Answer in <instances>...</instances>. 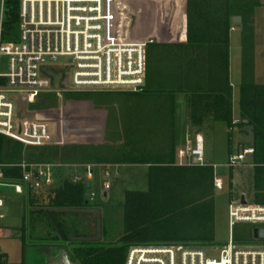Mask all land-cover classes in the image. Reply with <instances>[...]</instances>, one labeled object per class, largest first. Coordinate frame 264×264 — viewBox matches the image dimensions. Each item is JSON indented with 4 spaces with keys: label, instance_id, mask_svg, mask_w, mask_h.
Returning <instances> with one entry per match:
<instances>
[{
    "label": "trees",
    "instance_id": "1",
    "mask_svg": "<svg viewBox=\"0 0 264 264\" xmlns=\"http://www.w3.org/2000/svg\"><path fill=\"white\" fill-rule=\"evenodd\" d=\"M239 1L187 0L189 42L220 46L221 51L224 49L227 72L232 18L240 16L242 9L247 6ZM18 23L19 0H6V20L3 26L5 40L10 39ZM75 93L83 94L73 95ZM88 93L71 92L70 96L92 98ZM136 94L125 93L128 98ZM50 95H41L33 107L44 111L50 109L52 106L47 104ZM240 110L241 120H248L255 127L256 140L252 145L255 153L250 160L255 170L254 200L264 204V86L245 82L241 88ZM115 120L118 123V119ZM241 120L235 123L233 119L231 89L229 111L224 122L232 132L236 127L242 130L244 124ZM120 129L117 130L119 142L113 145L115 147L107 149L97 144L26 148L0 135V177L7 183H19L23 177L19 165L23 162L62 166L78 163L149 166L148 189L126 191L125 201L118 208L123 229L120 232L113 229V232L109 217L103 215L99 240L85 232L79 234L77 230L72 234L70 228L59 219L65 214H74V217L81 213L93 214L90 210L96 209L99 204L89 200L91 187H88V183H74L73 179H66L59 188L54 189V184L43 189L45 193L29 196L28 201L34 213L39 212L53 231L46 241L73 242V256L78 264H126L129 250L133 246L163 242L199 247L214 243V167L179 165L177 138L172 128L140 122L128 127L126 117ZM241 142L245 144L243 140ZM59 170L55 171L56 177ZM102 239L106 242H102Z\"/></svg>",
    "mask_w": 264,
    "mask_h": 264
},
{
    "label": "built area",
    "instance_id": "2",
    "mask_svg": "<svg viewBox=\"0 0 264 264\" xmlns=\"http://www.w3.org/2000/svg\"><path fill=\"white\" fill-rule=\"evenodd\" d=\"M6 0H0V67L5 59L7 71H0V135L24 145L26 148L49 146L54 139L52 124L48 121L21 118L18 102L13 94H20L29 105L43 94L61 95L68 92L128 91L141 92L147 79L146 50L153 40H110L105 0H20L19 39L5 42ZM63 59L59 66L58 60ZM60 75L59 88L48 75ZM255 148L248 145L242 153L226 164L229 168L252 166L250 158ZM187 160L182 166H210L205 162V143L200 136L189 140L178 153ZM23 177L19 183H10L17 194L39 192L55 184L58 164L19 165ZM85 177L74 176V183L93 185L95 170L103 168L104 194L112 189L110 179L118 177L117 165H83ZM215 167V166H214ZM0 184H4L0 177ZM9 184V183H7ZM215 189L224 183L215 178ZM95 192H89L91 201ZM5 200L0 197V211ZM231 231L238 224L264 228V204L246 200L229 205ZM2 215H0V218ZM260 240V239H255ZM209 253L218 251L210 248ZM126 264H264V245L255 243L236 245L232 237L220 250L219 260L209 257L205 249L184 243H157L130 248Z\"/></svg>",
    "mask_w": 264,
    "mask_h": 264
},
{
    "label": "crops",
    "instance_id": "3",
    "mask_svg": "<svg viewBox=\"0 0 264 264\" xmlns=\"http://www.w3.org/2000/svg\"><path fill=\"white\" fill-rule=\"evenodd\" d=\"M131 3L127 24L131 25L130 28L133 32H139L136 29L137 19L143 20L147 16H156L157 20L154 21L155 26L151 29L149 38L145 39V41L153 40L146 50V85L141 92L128 98L126 103L128 127L133 126L135 122H140L149 125L157 123V126L161 124L172 128L176 134L179 153L189 140L200 136L205 141L206 136L219 132L220 125L228 127L224 120L229 111L231 89L233 90V119L235 123L239 122L241 113L237 117L234 109L235 89L240 87L241 96V88L245 82L264 86V84L256 82V80H260L259 82L264 83V32L255 30L251 34L246 33L249 31L248 27L253 28L254 25L256 28L258 26L257 17L253 19L250 13L246 17H241L243 22L247 23H243L248 30L245 32L242 31V28L234 26L232 22L227 72L224 49L221 51L220 46L189 42L187 0H143V2L134 0ZM139 8L142 12L138 13ZM149 9L151 11L148 13ZM237 31L242 33V56L240 78L237 82H233L232 35ZM135 38L138 36L132 39ZM246 40L250 43L245 44L243 41ZM239 129L236 127L234 131ZM244 136V134L239 135L238 148L242 147L241 141ZM186 162L187 160L181 161L177 156L179 165ZM117 166L119 175L122 174L121 169L130 167ZM100 169L103 176L104 169ZM3 182L4 184H0V186L9 185L5 181ZM56 182L55 179V184H57ZM39 192L34 193L39 194ZM17 195L24 196V200H20L24 206L23 204L17 206L21 211L20 216L24 217L25 221V205L29 204L28 200L31 194L26 191L24 194ZM107 196L105 195L106 198ZM0 197L5 200L4 208L12 209L15 206V201L11 196L0 193ZM30 208L32 228H19L17 223L3 225L5 223L2 224L1 221L6 218L2 213L3 209H1L0 264H70L64 252L68 254L74 264H78L73 256V242L46 241L48 235L53 231L43 216L39 212L34 213L31 205ZM30 215L27 214L28 217ZM72 215H62L59 218L60 222L63 223ZM70 230L72 234L75 230L80 234L84 229L70 228ZM24 233L27 238L26 246L19 242L18 250H16L15 245L14 249L2 245V241L5 240L20 239L22 241Z\"/></svg>",
    "mask_w": 264,
    "mask_h": 264
},
{
    "label": "rangeland",
    "instance_id": "4",
    "mask_svg": "<svg viewBox=\"0 0 264 264\" xmlns=\"http://www.w3.org/2000/svg\"><path fill=\"white\" fill-rule=\"evenodd\" d=\"M106 10L108 15L107 29L108 37L110 40H133V37L138 36L134 40L145 41L149 38L151 29L155 26L154 21L157 20L156 16H147L143 20L137 19L136 29L139 31L133 32L127 24V17L129 13V6H132L134 0H105ZM137 2H143V0H135ZM20 2V0H19ZM241 4L247 5L242 9L241 15L238 17H246L250 13L252 18L257 17L256 21L258 26L253 25V28L247 30V26L241 23H234L236 27L242 28V31H248L247 34L253 33L255 30L258 32H264V0H240ZM259 3V4H256ZM263 3V4H261ZM131 4V5H130ZM142 4V3H139ZM154 4V3H153ZM262 6H261V5ZM259 6V7H258ZM151 10L147 11L148 13ZM142 12L138 9V13ZM255 12V13H253ZM254 15V16H253ZM234 18V17H233ZM232 18V22H233ZM254 21V20H253ZM255 23V22H254ZM142 35V36H141ZM242 33L240 31L234 32L232 35V78L233 82H237L240 78V67H241V46ZM249 37V35H247ZM19 39V28L13 32L10 39L5 40L8 43H15ZM245 44H249L250 41H243ZM244 52V51H243ZM63 59L58 60L57 65H61ZM2 73L7 71V65L5 59L2 60L0 67ZM260 81V80H259ZM259 84H264L259 82ZM63 92L61 95L54 93L50 95L48 100L50 109L40 110L35 109L34 104L29 105L28 110L26 108L23 113L31 114L33 116H41L47 119L52 124L54 132V139L50 146L65 147L68 145H80V144H97L103 145L107 148L116 145L118 141V131L121 130L120 126L126 122V111H127V96L125 93L128 91H89V95L92 98H76L70 96L71 92L66 91V88H62ZM83 94V93H82ZM81 93L73 95H82ZM87 94V95H88ZM15 100L20 97V94L12 95ZM240 87L235 89V102L234 109L237 117L240 116ZM118 119V123L115 119ZM226 126V125H225ZM220 125L219 132L210 134L205 138V162L211 166H215V176L221 179L224 183L222 190H216L215 200V240L214 243L205 246H199L209 254V257L215 260H219L220 250L225 246L231 239L236 245H245L255 243L258 245H264V239L255 240L253 231L256 228L249 224H238L231 231L229 225V205L233 201H239L245 196L246 200L255 204H261L256 202L255 191V170L252 166H241L235 168H229L226 164L229 159L233 156L242 153V148L247 147L248 144H241V148H238L237 142L239 135L243 134L241 129L232 131L228 127ZM116 127V128H115ZM116 130V131H115ZM242 143V142H241ZM120 144V143H119ZM108 146V147H107ZM115 147V146H113ZM232 149V150H231ZM251 160V157H249ZM92 165V164H91ZM68 168H67V167ZM62 166L61 170L58 171L56 177L57 184L54 189L59 188L66 179H72L74 176L85 177V170L83 164H73ZM73 166V167H72ZM71 167V168H69ZM122 170V171H121ZM121 175L110 179L112 189L109 191L107 198L102 191L103 176L102 170L97 167L95 180L93 186L89 188V192L96 193V199L90 201L92 203L99 204L96 209L101 212V215L109 217L111 230L114 232H120L123 229V223L121 215L119 213L120 206L125 201L126 191H146L148 189V168L145 166H130L121 169ZM119 174V173H118ZM46 190L40 191L39 193H45ZM0 193H6L11 196L15 201V206L12 209L6 207L2 210L6 220L1 221L3 225H14L17 223L19 228H32L31 208L30 205H25V221L24 217L20 216V206L23 204L24 196H19L15 192L14 186L9 183L6 186H0ZM34 191H30L33 194ZM36 193V192H35ZM26 199V197H25ZM22 200V201H20ZM24 206V204H23ZM30 215L29 217L27 216ZM97 216L89 213H81L78 216H71L67 218L64 223L69 228H83L82 232L86 235L96 236L98 233V221ZM116 226L120 228H116ZM42 228V227H41ZM18 239V238H17ZM26 235L24 233V239H11L2 241V245L7 248L14 249V245L17 248L19 242L27 245ZM16 240V241H15ZM15 241V242H14ZM29 241V240H28ZM31 241V240H30ZM17 242V243H16ZM102 242H106L102 239ZM163 243V242H162ZM157 244V243H155ZM217 248L218 251L209 253L210 248ZM18 250V248L16 249ZM42 261V260H41Z\"/></svg>",
    "mask_w": 264,
    "mask_h": 264
},
{
    "label": "water",
    "instance_id": "5",
    "mask_svg": "<svg viewBox=\"0 0 264 264\" xmlns=\"http://www.w3.org/2000/svg\"><path fill=\"white\" fill-rule=\"evenodd\" d=\"M241 22H242L241 17L236 16L233 18V23H241ZM52 77L55 79V87L58 89L59 88V80H60L61 76L53 74ZM16 101L18 102V106H19L18 115L21 118H29V119L47 121V119L43 118L44 114H40L41 116L37 117V116H33L31 114L23 113V111H25L27 108V102H26V99L24 97H18ZM241 122L244 124V126L241 130L245 134V136L242 138L244 143H246L248 145H253L255 143V140H256L255 127L253 125H251L248 120L242 119ZM88 187H90V184H88ZM105 195H107V194H105ZM242 203H246L245 196L242 197ZM90 212H92L94 215H96L97 219H98V233L99 234L96 237V239L99 240L101 238V235H102V215H101V212L97 209L90 210ZM253 235H254V239H264V228L263 229L255 228L253 231ZM64 255L68 259L70 264H74L70 260L68 254L66 252H64Z\"/></svg>",
    "mask_w": 264,
    "mask_h": 264
},
{
    "label": "flooded vegetation",
    "instance_id": "6",
    "mask_svg": "<svg viewBox=\"0 0 264 264\" xmlns=\"http://www.w3.org/2000/svg\"><path fill=\"white\" fill-rule=\"evenodd\" d=\"M50 76H52L53 74H49Z\"/></svg>",
    "mask_w": 264,
    "mask_h": 264
}]
</instances>
